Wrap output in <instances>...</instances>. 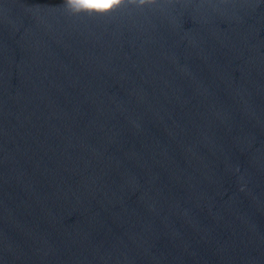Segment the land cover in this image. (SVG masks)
Masks as SVG:
<instances>
[{
  "label": "water",
  "instance_id": "1",
  "mask_svg": "<svg viewBox=\"0 0 264 264\" xmlns=\"http://www.w3.org/2000/svg\"><path fill=\"white\" fill-rule=\"evenodd\" d=\"M0 264H264V0H0Z\"/></svg>",
  "mask_w": 264,
  "mask_h": 264
},
{
  "label": "clouds",
  "instance_id": "2",
  "mask_svg": "<svg viewBox=\"0 0 264 264\" xmlns=\"http://www.w3.org/2000/svg\"><path fill=\"white\" fill-rule=\"evenodd\" d=\"M71 0H63V3L65 5L66 8H68L69 4H70ZM119 2V0H118ZM133 2H136V0H133ZM139 3L140 4H144L145 3V0H139Z\"/></svg>",
  "mask_w": 264,
  "mask_h": 264
}]
</instances>
